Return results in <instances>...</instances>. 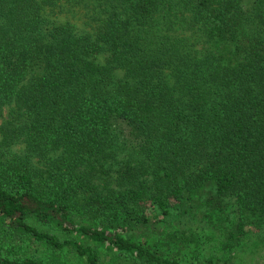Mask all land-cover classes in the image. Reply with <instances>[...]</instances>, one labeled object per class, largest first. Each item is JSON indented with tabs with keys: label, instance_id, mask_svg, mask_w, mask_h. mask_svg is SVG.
<instances>
[{
	"label": "trees",
	"instance_id": "16d2710c",
	"mask_svg": "<svg viewBox=\"0 0 264 264\" xmlns=\"http://www.w3.org/2000/svg\"><path fill=\"white\" fill-rule=\"evenodd\" d=\"M245 247L264 249V0H0V264Z\"/></svg>",
	"mask_w": 264,
	"mask_h": 264
},
{
	"label": "rangeland",
	"instance_id": "374dc122",
	"mask_svg": "<svg viewBox=\"0 0 264 264\" xmlns=\"http://www.w3.org/2000/svg\"><path fill=\"white\" fill-rule=\"evenodd\" d=\"M212 249H213V247H209L205 253L212 254L213 253ZM247 250H248V248L245 247V249L243 251L238 252L235 255L234 262L232 261L233 262L232 264H234V263L235 264H264V249H260L258 251L256 258L252 254L254 256V258H253V256H251V254H250L251 252H249ZM35 251H36V249H35ZM187 251L188 252H186L185 250L180 251L179 256L186 257L187 259H189L190 258V251L189 250H187ZM219 260H221V258ZM204 261H205V259H204ZM216 263L222 264V262H219L217 260H216Z\"/></svg>",
	"mask_w": 264,
	"mask_h": 264
}]
</instances>
